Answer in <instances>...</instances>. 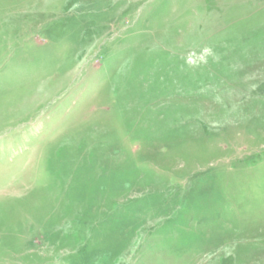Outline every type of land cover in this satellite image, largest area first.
<instances>
[{
    "label": "rangeland",
    "instance_id": "obj_1",
    "mask_svg": "<svg viewBox=\"0 0 264 264\" xmlns=\"http://www.w3.org/2000/svg\"><path fill=\"white\" fill-rule=\"evenodd\" d=\"M0 264H264V0H0Z\"/></svg>",
    "mask_w": 264,
    "mask_h": 264
}]
</instances>
